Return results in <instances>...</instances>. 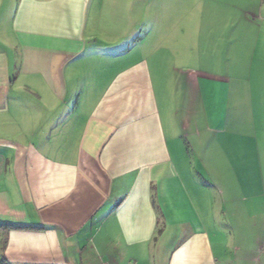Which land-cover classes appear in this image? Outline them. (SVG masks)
<instances>
[{
  "label": "crops",
  "instance_id": "1",
  "mask_svg": "<svg viewBox=\"0 0 264 264\" xmlns=\"http://www.w3.org/2000/svg\"><path fill=\"white\" fill-rule=\"evenodd\" d=\"M152 5L0 0L6 264H264V44L194 68Z\"/></svg>",
  "mask_w": 264,
  "mask_h": 264
},
{
  "label": "rangeland",
  "instance_id": "2",
  "mask_svg": "<svg viewBox=\"0 0 264 264\" xmlns=\"http://www.w3.org/2000/svg\"><path fill=\"white\" fill-rule=\"evenodd\" d=\"M153 2L156 7L152 5L151 14L153 15L155 9L156 20L149 25L146 20L145 30L140 29L141 35L149 31L151 37L157 38L160 25H165L166 28L173 26L181 35V40L186 38L178 45L184 51L181 55L186 56L192 47L193 57L189 63L194 68L202 70L207 66L216 68L219 65L230 64L238 67L244 65L245 59L251 54L256 57L260 55L258 52L264 44L262 38L264 0H153ZM159 8L163 16L160 20ZM196 19L198 25L193 23L192 28L190 22ZM150 26L156 30H151ZM173 28L171 31L175 33ZM194 30L197 31V36L190 38L189 34L195 35L192 32ZM123 48L126 50L130 45L126 44ZM112 52L114 53V50ZM197 153L199 157L200 153L198 151ZM262 174L264 175V171Z\"/></svg>",
  "mask_w": 264,
  "mask_h": 264
},
{
  "label": "trees",
  "instance_id": "3",
  "mask_svg": "<svg viewBox=\"0 0 264 264\" xmlns=\"http://www.w3.org/2000/svg\"><path fill=\"white\" fill-rule=\"evenodd\" d=\"M0 264H6V262H5L3 257H1V259H0Z\"/></svg>",
  "mask_w": 264,
  "mask_h": 264
}]
</instances>
